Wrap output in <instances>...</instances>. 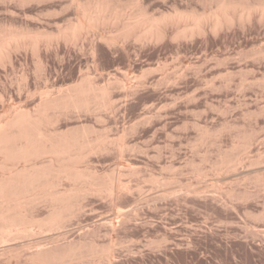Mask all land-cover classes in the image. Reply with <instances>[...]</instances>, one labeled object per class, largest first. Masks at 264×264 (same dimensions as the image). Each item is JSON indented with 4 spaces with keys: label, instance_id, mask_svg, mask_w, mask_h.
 I'll use <instances>...</instances> for the list:
<instances>
[{
    "label": "rangeland",
    "instance_id": "rangeland-1",
    "mask_svg": "<svg viewBox=\"0 0 264 264\" xmlns=\"http://www.w3.org/2000/svg\"><path fill=\"white\" fill-rule=\"evenodd\" d=\"M131 1L111 0L121 7ZM140 1L161 17L209 15L220 0ZM242 1L255 8L248 19L218 29L209 22L186 36L176 22L165 24L160 40L126 38L121 25L110 24L76 42L42 41L37 52L9 49L0 59V115L16 105L34 112L42 92L57 96L87 74L101 86L114 82L109 109L58 112L48 130L102 136L106 148L83 165L102 180L118 176L123 183L117 196H81V210L62 232L38 233L20 244L48 237L42 241L47 249L83 254L67 264H94L99 256L92 252L109 246L105 264H264V181H257L264 178V0ZM77 13L74 0H0V34L58 35ZM226 160L237 163L223 168ZM218 179L236 196L204 188ZM72 184L64 180L58 189ZM201 186V194L191 193ZM50 211L41 203L35 215L46 220Z\"/></svg>",
    "mask_w": 264,
    "mask_h": 264
},
{
    "label": "bare ground",
    "instance_id": "bare-ground-1",
    "mask_svg": "<svg viewBox=\"0 0 264 264\" xmlns=\"http://www.w3.org/2000/svg\"><path fill=\"white\" fill-rule=\"evenodd\" d=\"M218 2L217 10L209 15L177 11L174 14L155 17L149 14L140 0H132L126 7L114 4L111 0L89 1L84 5L79 0H74L78 8L77 20L65 29H61L58 35L32 34L26 32L27 30L0 34V59L6 60L10 56L9 49L12 47L30 46L37 52L42 41L62 38L76 42L86 33H96L100 27H108L110 24L111 26L121 25L120 35L126 38L134 36L139 40L154 38L160 40L165 36V24L176 22L183 24L179 34L186 36L189 32H202L211 23L213 29H218L223 25L232 24L236 18L248 19L255 9L242 0ZM262 8L264 13V3ZM100 35V38L107 42L115 40L113 36ZM115 79L116 83L121 82ZM113 84L114 82L109 81L101 86L90 74H87L77 83L61 90L57 96L47 90L42 92L41 101L34 112L16 105L14 109L9 106L12 110L0 115V246L4 248L0 253V264L2 262H6L5 264H14V262L17 264H67L76 258H84L76 248L71 247L63 252L57 248H45L42 241L48 238L46 236V239H40L41 242L37 239V243L26 241L20 244L19 241L30 239L38 233L62 232L61 229L64 228L65 223L81 210V196L104 191L116 195L123 186L118 176L102 180L97 172L90 169L91 167L83 165L89 154L106 148V140L102 136L91 139L86 132L58 135L48 130V126L54 124L55 114L58 112L71 110L94 112L109 109L111 107L109 90ZM120 147L125 148V145ZM236 163L237 161L234 160H226L221 163V166L225 168ZM261 179L263 180L259 181ZM64 180L73 183L70 190L58 189ZM207 181L204 188L225 194L229 198H233L238 193L230 185L225 186L221 179L209 183ZM257 181L263 182V176H260V179L258 177ZM192 192L201 194L203 188L195 187ZM219 196L214 195L215 198ZM41 203L51 207L46 220H39L35 215ZM32 249L35 250L31 251ZM24 252L28 254L23 262ZM112 252L111 246L101 253L93 251L92 255L99 256V260L95 259L94 264H105V258L110 257Z\"/></svg>",
    "mask_w": 264,
    "mask_h": 264
}]
</instances>
